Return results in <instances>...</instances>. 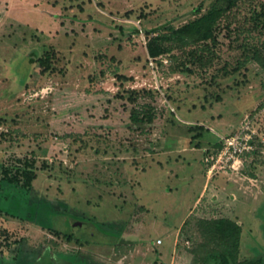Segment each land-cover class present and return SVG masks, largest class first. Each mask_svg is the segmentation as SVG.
<instances>
[{
    "label": "rangeland",
    "instance_id": "374dc122",
    "mask_svg": "<svg viewBox=\"0 0 264 264\" xmlns=\"http://www.w3.org/2000/svg\"><path fill=\"white\" fill-rule=\"evenodd\" d=\"M215 1L0 0V264H208L228 245L202 220L221 219L241 226L238 264L264 255V69L241 47L264 39L254 0L211 65L180 72L179 49L154 63L146 47ZM246 118L254 150L211 177L205 158Z\"/></svg>",
    "mask_w": 264,
    "mask_h": 264
},
{
    "label": "trees",
    "instance_id": "16d2710c",
    "mask_svg": "<svg viewBox=\"0 0 264 264\" xmlns=\"http://www.w3.org/2000/svg\"><path fill=\"white\" fill-rule=\"evenodd\" d=\"M243 0H216L215 3L198 18L188 22L187 24L175 29H170L169 32H160L153 36L154 31H145L147 38V51L149 57L154 63H159L160 57L170 54L174 49H179L183 61H181L177 70L180 72H192V67H204L211 65L216 57V49L222 45L220 36L223 35L229 43L236 41L241 34V29L233 27L232 21L227 19L231 10L238 7ZM253 3V1H251ZM254 3L256 1L254 0ZM251 5V15L248 24L254 30L260 31L264 35V3ZM243 48L245 61H254L262 69H264V39L259 43L244 42ZM48 53L37 61L40 66H44L48 61ZM36 60H32L35 62ZM191 67V68H190ZM237 66L236 69H239ZM48 69V65L44 66V70ZM146 118L140 116L139 113L133 112L132 119L135 122H141L144 119L152 120L150 114H145ZM202 129V128H200ZM218 147L221 148L223 140L219 138L217 141ZM211 153V152H210ZM212 154V153H211ZM34 179V174L25 172L24 185L29 186ZM204 227L208 228V233L215 239L218 237L222 243L228 245L224 252L215 253L211 258V263L208 264H238L232 257V250H236L240 241L241 226L232 220H202ZM204 230V232H206ZM219 232H221L219 235ZM55 234H60L55 232ZM67 240H75L79 242L73 233L64 234ZM113 236V237H112ZM107 237L105 241L115 243L117 239H121V233L117 235L113 233ZM230 248V249H229ZM248 264H264V255L258 257L254 262Z\"/></svg>",
    "mask_w": 264,
    "mask_h": 264
},
{
    "label": "built area",
    "instance_id": "2783aa9c",
    "mask_svg": "<svg viewBox=\"0 0 264 264\" xmlns=\"http://www.w3.org/2000/svg\"><path fill=\"white\" fill-rule=\"evenodd\" d=\"M256 135L257 132L252 126L251 119L246 118L242 129L234 136H219L220 139L223 140L222 147L216 152V154H210L205 158V162L208 165V172L211 177L219 173L218 169L220 168L238 170L239 165L243 163V154L254 150ZM219 161L223 162V165L220 167L217 166ZM161 242V240L157 241L158 244Z\"/></svg>",
    "mask_w": 264,
    "mask_h": 264
},
{
    "label": "crops",
    "instance_id": "0c3cea01",
    "mask_svg": "<svg viewBox=\"0 0 264 264\" xmlns=\"http://www.w3.org/2000/svg\"><path fill=\"white\" fill-rule=\"evenodd\" d=\"M220 179H221V178H220ZM221 182H222V179L219 180L217 184L215 183L216 185H214L213 189L216 190V191L219 190V187H218V186H220ZM219 183H220V184H219ZM209 184H210V179L206 176L205 183H204V185H203L202 191H201V193L199 194V196L197 197V199H196V201H195V205H196L197 202L200 200V198H201L202 196H204L205 192H206L207 189H208ZM211 184H213V182H211ZM222 189H227V187H225V185H224V187H222Z\"/></svg>",
    "mask_w": 264,
    "mask_h": 264
},
{
    "label": "flooded vegetation",
    "instance_id": "af4514ba",
    "mask_svg": "<svg viewBox=\"0 0 264 264\" xmlns=\"http://www.w3.org/2000/svg\"><path fill=\"white\" fill-rule=\"evenodd\" d=\"M40 264H59V263H54L52 258H48L44 262H41Z\"/></svg>",
    "mask_w": 264,
    "mask_h": 264
}]
</instances>
